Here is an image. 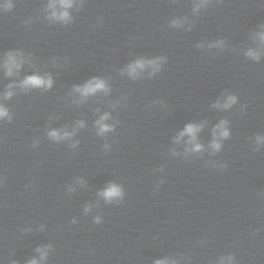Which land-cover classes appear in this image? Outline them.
<instances>
[{"label":"water","instance_id":"95a60500","mask_svg":"<svg viewBox=\"0 0 264 264\" xmlns=\"http://www.w3.org/2000/svg\"><path fill=\"white\" fill-rule=\"evenodd\" d=\"M264 264V192L204 223L141 264Z\"/></svg>","mask_w":264,"mask_h":264},{"label":"clouds","instance_id":"9594fccd","mask_svg":"<svg viewBox=\"0 0 264 264\" xmlns=\"http://www.w3.org/2000/svg\"><path fill=\"white\" fill-rule=\"evenodd\" d=\"M59 3L61 6L65 9V11L57 14L56 12H53V16L57 19L64 20L65 22L70 18L68 12L66 11L69 7L72 5V0H59ZM52 7H55V4L51 5ZM11 4H6L5 8H10ZM176 23V22H174ZM260 39L264 41V33L260 34ZM7 59L5 61V68H6V74L8 76H11L13 74V69H19L21 67L22 61H19L17 59V55L9 52L6 54ZM250 57H253L255 59H259V55L255 52L249 51L247 53ZM160 61L159 60H152V61H137L134 64L129 65L128 72L129 75H132L135 77L138 73V69H144L147 65L151 64L154 66V71L158 68ZM23 88H34V87H42L44 89H48L52 86V80L51 77H41L39 75H30L27 76L20 85ZM9 89L13 87V85L8 86ZM75 90L79 92L83 96H88L91 94L96 93L98 90H104L108 91L106 88V85L104 81L93 78L92 80L88 81L85 85L76 86ZM13 93L9 90L5 93L4 98L9 99ZM236 102L235 96L228 97L227 101L221 105L219 102L215 105V107H223L228 108L232 104ZM5 117H9V110L2 104H0V119H3ZM10 118V117H9ZM108 115L105 114L104 116H101L100 119L96 122L98 127L99 134L103 135L107 131L111 130V126L106 124L105 121L108 119ZM226 121H221L219 124L216 125V128L213 130V135L218 136L219 138H227L229 133L227 128L225 127ZM79 126H83L82 122H78ZM202 125H193L188 124L185 129L180 133V137H183L185 135H188L191 137L190 142H194L196 140V133L200 131V128ZM72 133H69L67 131L60 132L56 130H52L49 132V136L57 141L63 140L66 137L71 136ZM179 139V138H178ZM74 146V145H73ZM107 147V145L105 146ZM211 147L213 150H219L221 147V144L218 140H214L211 144ZM201 145L199 143L195 144L194 150H200ZM100 196H102L106 201L111 202L113 199H119L123 196L122 188L115 184V183H109L108 186L99 193ZM87 210V209H86ZM38 252L41 251V249H37ZM44 258V254L42 253L41 259ZM15 264V262H13ZM28 264H39V261L36 259H32L28 262ZM156 264H168L166 260H158L156 261Z\"/></svg>","mask_w":264,"mask_h":264}]
</instances>
